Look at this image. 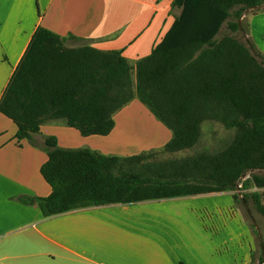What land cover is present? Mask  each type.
Instances as JSON below:
<instances>
[{"label": "trees", "instance_id": "16d2710c", "mask_svg": "<svg viewBox=\"0 0 264 264\" xmlns=\"http://www.w3.org/2000/svg\"><path fill=\"white\" fill-rule=\"evenodd\" d=\"M263 4L174 0L181 15L135 65L121 51L69 49L66 38L39 26L0 101V113L17 126L19 143L57 120L84 137L107 136L115 127L114 116L134 99L171 130L172 138L161 151L120 157L63 149L56 137H48V161L41 174L52 193L30 202L38 203L44 217L90 206L220 192H233L237 202L247 205V190L264 189V55L251 39L255 52L246 41L244 45L228 36L219 42L217 36L225 24L231 32L240 31L245 11ZM206 121L234 129L232 143L214 155L153 160L193 149ZM142 168L143 174L135 172ZM252 199L264 217L261 196L252 193Z\"/></svg>", "mask_w": 264, "mask_h": 264}, {"label": "crops", "instance_id": "0c3cea01", "mask_svg": "<svg viewBox=\"0 0 264 264\" xmlns=\"http://www.w3.org/2000/svg\"><path fill=\"white\" fill-rule=\"evenodd\" d=\"M181 12L174 0H0V101L39 26L66 38L69 49L121 51L135 65L151 54ZM247 22L250 39L264 55V10L250 13ZM114 120L109 135L88 137L64 120L50 121L19 143L17 126L0 113V264L259 262L262 230L256 223L253 231L243 220L233 192L90 206L44 217L30 200L52 193L41 174L48 161L46 138L56 137L63 149L120 157L161 151L172 138L138 99Z\"/></svg>", "mask_w": 264, "mask_h": 264}, {"label": "rangeland", "instance_id": "374dc122", "mask_svg": "<svg viewBox=\"0 0 264 264\" xmlns=\"http://www.w3.org/2000/svg\"><path fill=\"white\" fill-rule=\"evenodd\" d=\"M252 12L254 11H251L245 15L243 14L240 19L243 30L246 32L247 36L249 37V40H250V36L248 33V28H247V25H248L247 17ZM235 13L236 11H232V14H235ZM231 21L233 22L234 19H231ZM228 36L235 38L237 42L245 45V39L243 37V33L241 32V30L238 32H231L228 29L227 24H226L223 27L222 31H220V34L217 36V39L219 42H221L225 37H228ZM258 63H260L259 60H258ZM262 66L264 67V65ZM202 129H203L202 138L200 142L197 144V146H195L193 149L181 151V152L174 153V154L162 153L156 156L153 160L156 162H167L169 160H181V159L192 157L199 153L200 154L206 153V154L214 155L224 150L226 147H228V145H230V143H232V141L234 140V137L236 134V131L234 129H227L222 124L214 122V121H206L203 124ZM144 170L146 169L144 168L137 169L135 172L136 173L140 172L143 174ZM242 188L244 189V187H241V188L238 187L237 192L240 191L242 193L241 191L243 190ZM256 192L261 196V201L262 203H264V189L262 191L261 190L259 191L257 190L248 191L247 190L246 193H248L250 196H249V203L246 206L249 208L250 213L248 212L247 207L243 204H240V202H237V206L239 207L241 211L243 220H245L250 225L253 231H256L254 228L255 224L257 223L259 225V227L262 230V234L264 238V217L258 212L256 208V204L254 203L252 199V193H256ZM261 258H264V256L261 255V253H259L258 255L259 262L257 264H260Z\"/></svg>", "mask_w": 264, "mask_h": 264}, {"label": "water", "instance_id": "95a60500", "mask_svg": "<svg viewBox=\"0 0 264 264\" xmlns=\"http://www.w3.org/2000/svg\"><path fill=\"white\" fill-rule=\"evenodd\" d=\"M261 9H264V4L263 5H260V6H257V7H252V8H249V9H247L245 12L246 13H244V15L245 14H247V13H249V12H251V11H256V10H261ZM239 26H240V30H241V32L243 33V37H244V39H245V41L248 43V45H249V47L252 49V51L253 52H255L254 51V49H253V46H252V44H251V42H250V40H249V37L247 36V34H246V32L243 30V27H242V24H241V20H240V22H239ZM247 178V176H244L242 179H241V181H243V180H245ZM240 181V182H241ZM241 183H239V185H240ZM239 187V186H238ZM238 194L241 196V192L240 191H238ZM243 202V204L246 206V204L244 203V201H242ZM247 207V206H246ZM247 210H248V212L250 213V210H249V208L247 207Z\"/></svg>", "mask_w": 264, "mask_h": 264}, {"label": "built area", "instance_id": "2783aa9c", "mask_svg": "<svg viewBox=\"0 0 264 264\" xmlns=\"http://www.w3.org/2000/svg\"><path fill=\"white\" fill-rule=\"evenodd\" d=\"M239 187L241 188L242 186H241V184L239 185ZM254 190H257V191H259L260 189H257V188H255ZM262 191V190H261Z\"/></svg>", "mask_w": 264, "mask_h": 264}]
</instances>
